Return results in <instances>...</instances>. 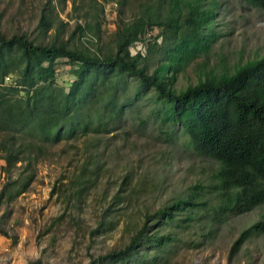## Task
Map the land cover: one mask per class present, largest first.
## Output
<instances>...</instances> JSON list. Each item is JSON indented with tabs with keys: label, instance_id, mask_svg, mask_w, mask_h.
Wrapping results in <instances>:
<instances>
[{
	"label": "rangeland",
	"instance_id": "1",
	"mask_svg": "<svg viewBox=\"0 0 264 264\" xmlns=\"http://www.w3.org/2000/svg\"><path fill=\"white\" fill-rule=\"evenodd\" d=\"M76 1L82 11L87 9L88 0ZM99 1L96 19L93 13L74 10L72 0H0V31L7 36L24 34L34 43L67 41L79 50L108 53L114 47L119 4ZM220 1L215 25L218 36L206 52L175 73L174 89H184L210 74L232 72L264 54V11L240 0ZM132 2L123 7L122 17H130ZM42 17L49 20V28L42 26ZM90 21L94 28L86 27L83 33L76 28ZM97 27L98 37L94 36ZM158 32L150 30L143 44L131 45L130 51L141 48L145 53ZM146 57L151 71L157 56ZM15 78L12 74L5 81ZM74 78L70 65L59 59L57 86L66 91ZM126 81L124 93L119 92L132 94L135 80ZM154 98L149 88L131 110L116 112L114 107L113 115L106 109L104 116L84 105L79 126L71 135L41 148L40 137H36L35 155L27 158L26 153V174L31 173L27 187L0 204V264H89L123 248L146 214L171 199L186 197L195 185L206 182L210 161L189 148L183 132L175 131L179 125L163 116ZM89 112L91 116L86 115ZM11 130L0 128L1 136ZM0 165H4L1 158ZM21 165L17 161L8 170L0 168V189L11 178L21 184L17 179ZM7 191L15 193L12 186ZM259 220H264V203L224 216L211 233L207 228L176 229L180 238L176 248L166 256L145 257L135 264H264V231H254L235 244L240 232ZM101 264L114 263L105 260Z\"/></svg>",
	"mask_w": 264,
	"mask_h": 264
},
{
	"label": "trees",
	"instance_id": "2",
	"mask_svg": "<svg viewBox=\"0 0 264 264\" xmlns=\"http://www.w3.org/2000/svg\"><path fill=\"white\" fill-rule=\"evenodd\" d=\"M115 1L119 4L118 24L112 38L114 47L108 53L79 50L67 41L34 43L24 34L7 36L0 31V128L18 130L16 134L0 133V158L4 161L0 168L8 170L22 162L17 177L21 184H15L10 176L11 181L0 189V204L3 200L8 203L27 187L31 173L26 174V153L27 158L35 155L36 137H40L39 148L46 142L57 143L65 134L75 132L84 105L100 116L106 109L113 115L114 107L116 112L131 110L149 88H153L154 102L161 105L163 116L179 125L175 131L183 132L189 148L210 161L205 183L195 185L186 197L171 199L146 214L123 248L89 264L105 260L135 264L145 257L155 260L176 248L180 241L176 229L207 228L211 233L224 216L264 203V54L232 72L210 74L176 90L172 86L175 73L206 52L218 36L215 25L221 1L134 0L128 18L122 17V9L129 0ZM240 1L264 11V0ZM97 6L99 0H88L87 9L82 11L83 7L72 0L74 10L93 13L96 19L100 13ZM41 24L47 29L50 22L42 17ZM90 24H77L76 28L83 33L86 27L94 28ZM153 28L159 32L146 52L138 48L132 53L130 46L142 45ZM94 36H99L98 27ZM148 54L157 56L151 71ZM59 59L66 60L75 76L66 91L55 82ZM12 74L15 81L6 82ZM128 78L135 80L134 90L122 94L119 91L124 93ZM26 131L30 133L27 138ZM9 186L15 193L7 191ZM113 197L119 199L120 193ZM254 231H264V220L241 231L235 244Z\"/></svg>",
	"mask_w": 264,
	"mask_h": 264
}]
</instances>
